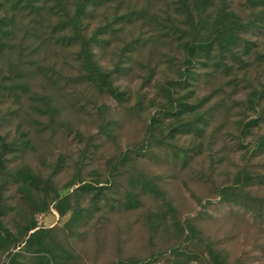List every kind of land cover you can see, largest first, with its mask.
<instances>
[{"label": "rangeland", "instance_id": "rangeland-1", "mask_svg": "<svg viewBox=\"0 0 264 264\" xmlns=\"http://www.w3.org/2000/svg\"><path fill=\"white\" fill-rule=\"evenodd\" d=\"M210 1L209 17L221 7L238 16L244 25L238 35L248 53L241 46L236 51L241 62L222 59L225 72L194 67L191 90L205 99L207 111L197 137L177 134L141 152L148 144L149 118L164 102L157 84L176 77L171 63L184 68L178 42L200 37L196 22L189 23L170 0H111L82 20L83 36L99 32V45H92L96 60L113 72L120 90L132 95L128 103H119L81 79L79 43L64 39L75 35L70 26L61 30L59 14L30 9L15 14L10 39L0 48V138L14 149L3 159L6 172H0V211L13 234L30 218V209L6 174L29 167L49 182L50 191L63 196H72L79 183L98 180L106 186L108 180L94 216L79 228L69 226L70 213L60 217L54 203L35 216L36 229L49 230L63 264H207L210 246L228 264H264V151L256 149L264 136V4ZM135 95L144 111L137 110ZM43 97L51 100L48 106L39 101ZM254 119L258 127L246 129L245 123ZM122 155L136 162L120 166ZM239 170L258 180L233 188L236 203L222 201L220 191L234 187ZM140 175L163 194L143 193L133 184ZM134 191L139 193L137 209L126 207ZM90 197L81 198L82 207ZM163 199L175 212L165 207L169 215L158 220L165 211ZM186 221L197 229L195 236L175 229ZM23 247L0 250V264ZM17 262L33 264V258L26 255Z\"/></svg>", "mask_w": 264, "mask_h": 264}, {"label": "trees", "instance_id": "trees-1", "mask_svg": "<svg viewBox=\"0 0 264 264\" xmlns=\"http://www.w3.org/2000/svg\"><path fill=\"white\" fill-rule=\"evenodd\" d=\"M111 0H0V48L5 47L11 36V26L14 22L15 14L22 10L42 11L47 10L50 14H59V27L61 30H66L70 26L75 38L64 37L69 41H78L79 52L77 60L80 64V75L84 83L90 85L99 94H106L113 100L119 103H128L132 95L128 90H120L114 83L113 72L104 68L96 60L92 50V45H99L96 32L90 38H86L82 34V20L91 14L102 4ZM177 5L178 11L182 9V14L189 23L196 22L200 37L198 39H188L181 37L178 46L184 54L183 66L176 68L175 64L171 63L170 71L175 74V78L167 79L164 83H158V94L164 99L161 105L157 106V112L150 116L146 133L147 142L143 148L151 149V145L164 144L169 138L175 139L177 134H186L197 137L202 130L206 121V112L204 110L205 99L195 97L191 90V80L196 81L193 69L197 64H200L205 69H214L215 71L225 72L228 68L223 63L222 59L231 57L235 62H241L236 53L237 48L242 46L244 54L248 53L249 46L243 42L238 35V31L244 28L240 23L238 16L234 12H227L224 7L217 8L213 16L207 14L208 7L212 5L210 0H170ZM262 2L264 0H255ZM37 3H40L37 5ZM109 3V2H108ZM73 7V9H71ZM7 11L11 15H7ZM127 17H130L128 13ZM123 72L124 70H120ZM182 91V94H179ZM261 94L264 92H260ZM257 93L253 96L257 97ZM45 98V101H44ZM138 111H144L146 106L140 97L135 95ZM44 105L48 106L51 100L47 97L40 98ZM252 102V101H250ZM149 106L154 105L149 101ZM246 129L258 127L257 119L250 120L245 123ZM108 137L112 136L109 129L101 130ZM0 172H6L5 163L3 160L9 153H13L14 149L5 143L0 138ZM24 146L28 144L27 139L22 143ZM258 151H264V136H262L257 144ZM132 151V150H131ZM134 151V150H133ZM132 151V152H133ZM135 151L138 155L140 152ZM133 156L122 155L119 162L120 166H127L130 161L135 163ZM116 164V165H117ZM7 177L16 186V190L20 198L28 204L29 219L24 218L26 223L18 229L16 234H13L4 224L2 216L4 212L0 211V250L4 253L24 245L21 253H8L7 262L2 264H19L18 257L29 255L33 258V264H63L62 256L57 250L52 247L48 239V229L37 228L35 216L49 211L50 206L54 203V209L60 217H64L70 213L68 225L73 228H79L81 224L88 218L94 216L96 211V203L99 198L104 196L107 189L106 186H99L101 182L94 180L88 183H79V186L74 189L73 195L63 196L61 192L50 191L48 181H44L33 173L29 167H24L16 170L14 173H7ZM258 178L245 170H239L234 177V187H226L220 191V198L227 203H236L238 195L233 188H244L251 185ZM260 181V180H259ZM77 181H72L64 186L65 191L71 189ZM138 184L143 193H153L160 197L163 194L160 189L150 180H146L142 175L133 184ZM138 192L134 191L129 195L126 207L137 209L139 206ZM85 195H90V202L87 207H82L81 198ZM164 198V197H163ZM74 199V200H73ZM162 206L165 211L159 214L158 220L165 219L169 211H174L169 202L163 199ZM166 207V208H165ZM175 212V211H174ZM171 217V215H170ZM172 219V218H171ZM182 235L188 231L189 234L197 232V229L190 225L189 221L185 222L184 227L176 225L175 228ZM208 260L207 264H228L226 258L213 247L207 248ZM175 250L176 254H179ZM24 254V255H23Z\"/></svg>", "mask_w": 264, "mask_h": 264}]
</instances>
